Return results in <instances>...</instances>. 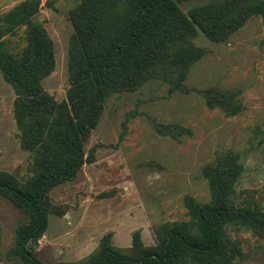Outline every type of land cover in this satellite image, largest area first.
<instances>
[{
  "label": "rangeland",
  "instance_id": "1",
  "mask_svg": "<svg viewBox=\"0 0 264 264\" xmlns=\"http://www.w3.org/2000/svg\"><path fill=\"white\" fill-rule=\"evenodd\" d=\"M21 1L0 0V18ZM172 1L189 25L155 35L140 53L117 52L118 66L99 89L94 74L76 84L85 68L105 65L87 62L76 19L124 27L143 0H40L30 23L52 55L36 81L51 105L40 132L21 107L28 99L0 68V178L23 190L42 161L63 163L59 141H69L70 124L86 116L72 112L75 91L87 101L102 98L80 141L84 163L70 180L44 191L46 227L25 243L44 264H89L108 232L114 247L134 257L135 234L149 249L174 229L195 233V211L214 202L215 184L227 204L264 214V0ZM202 5L208 6L204 27L222 26L219 36L206 35L191 16ZM31 24L4 34L0 52L22 60L35 36ZM99 48L101 55L114 50L108 43ZM30 220L0 191V264H26L17 252L18 231ZM224 230L231 264H264V229L234 219Z\"/></svg>",
  "mask_w": 264,
  "mask_h": 264
},
{
  "label": "trees",
  "instance_id": "2",
  "mask_svg": "<svg viewBox=\"0 0 264 264\" xmlns=\"http://www.w3.org/2000/svg\"><path fill=\"white\" fill-rule=\"evenodd\" d=\"M216 1L218 0H213ZM235 1L224 0V3ZM39 7L40 0H23L6 12L0 18V38L17 25L31 24V17ZM207 14V5L195 7L191 11V16L197 24L203 26L206 35L217 37L223 27L215 25L204 27V16ZM77 18L80 20L79 22L76 19V24L79 27L82 53L87 62L102 61L105 65L103 68H85L82 71L84 77L77 80L76 84H80L89 75L94 74L99 81V89L118 66L120 56L116 54L117 52L140 53L144 47L149 46L155 35L160 33L170 35L171 29L189 25L185 22L184 14L172 0H143L136 13V20L124 27L106 28L96 18L89 19L85 16ZM31 26L32 33L35 34L38 28L32 24ZM40 40L41 42L36 40V34L32 36L25 57L17 62L0 52V68L28 99V104L25 107L21 104V107L30 113L32 127L38 132L42 130L44 118L49 116L47 114L51 111V105L47 103L46 97L36 90V81L52 64V55L44 46L42 39ZM107 43L108 48L114 49L113 52L106 55L98 54L99 47L107 48ZM74 94L71 97L73 114L80 115L84 111L86 116L83 121L70 124L67 134V137H70L69 141L63 139L59 141L66 150V156L60 167H54L52 160L42 161L39 174L26 190L16 187L9 177L0 178V191L26 209L31 217L30 223L18 231L17 252L26 264H44L34 256V249L25 245L28 239L40 236L46 227V218L40 201L44 199V191L48 187L70 180L80 169L84 163L80 141L88 135L101 111L102 98L99 94L91 101H87L86 95L80 90H76ZM215 186L217 188L214 189V202L201 206L195 211L197 216L195 233L174 229L165 235L158 245L149 249L141 247L135 234L133 244L137 247V256L134 257L114 247L110 243L111 233L108 232L102 238L100 248L91 256L89 264H193L196 259H206L208 264H231L230 249L226 247L229 240L224 230L225 221L238 219L264 229V214L255 206L241 207L227 204L223 188L218 184Z\"/></svg>",
  "mask_w": 264,
  "mask_h": 264
}]
</instances>
